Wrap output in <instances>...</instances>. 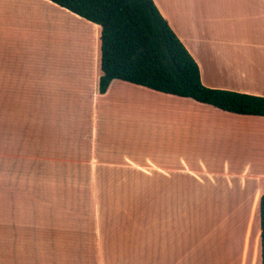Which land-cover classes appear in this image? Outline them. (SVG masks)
<instances>
[{"label": "crops", "instance_id": "0c3cea01", "mask_svg": "<svg viewBox=\"0 0 264 264\" xmlns=\"http://www.w3.org/2000/svg\"><path fill=\"white\" fill-rule=\"evenodd\" d=\"M153 1L199 65L206 87L264 97V0ZM62 11L67 10L48 0H0V108L5 112L2 154L21 159L35 156L24 148L27 141L23 107L27 105L24 102L47 97L45 87L57 79L56 64L44 59L50 23L55 22L50 15L65 16ZM94 26L100 36L99 26ZM99 53L98 45V62L92 71L96 91L89 103L94 124L91 135L94 137L99 127L102 140L112 143L113 148L103 146V153L110 151L112 159L100 160L93 145L92 154L85 159L86 165L94 166L92 175L96 176L101 167L110 176L100 179L117 181L123 189L144 190V182L153 181L150 176L158 174L164 198L171 192L182 198L185 181L191 182L197 202L200 196L208 197L212 192L218 227L226 229L223 244L232 248L228 251L234 256L242 241L247 245L244 257L236 256L237 260H230L225 250L222 264H262L261 230L260 241L258 237L254 241L248 227L240 230L242 223H260L264 118L229 114L121 81H113L108 91L100 94ZM168 97L192 101L204 108L185 109ZM154 125H159L160 165L147 164L146 155L136 158V153L130 152L137 141L152 138L149 132ZM19 126H23V135ZM72 150L77 152V144ZM55 155L53 151L51 156ZM144 157L145 162L140 161ZM209 181L212 185L207 184ZM241 214L246 216L242 218ZM235 222H241L240 226ZM212 228L217 229L214 221ZM162 244L166 245L165 251L112 253L100 259L110 261L103 264H205L203 254L179 253L175 251L176 242L168 239Z\"/></svg>", "mask_w": 264, "mask_h": 264}, {"label": "rangeland", "instance_id": "374dc122", "mask_svg": "<svg viewBox=\"0 0 264 264\" xmlns=\"http://www.w3.org/2000/svg\"><path fill=\"white\" fill-rule=\"evenodd\" d=\"M62 13L66 15H50L55 22L50 23L44 59L56 64L57 79L45 87L47 97L24 102V148L33 151V158L2 154L5 112L0 108V264L110 263L100 258L112 253L165 251L162 243L167 239L176 242L179 253L203 254L205 264H222L224 248L234 256L223 244L226 229L218 227L212 192L197 202L191 182L185 181L182 198L176 192L164 198L158 174L150 176L153 181L144 182V190L123 189L117 181L100 179L110 176L101 167L92 175L94 166L86 165L85 159L92 154L93 145L100 160L112 159L110 151L103 153V146L113 148L102 140L98 126V133L91 135L94 124L89 103L96 91L92 71L98 62L99 36L92 23L69 11ZM168 98L185 109L204 108ZM151 128L152 138L137 141L130 152L136 158L146 155L147 164L160 165L159 125ZM18 131L23 135V126ZM75 144L76 153L72 150ZM53 151L57 155L51 156ZM54 157L59 160H52ZM213 221L217 229L212 228ZM255 223L250 227L242 223L238 231L248 227L254 241L255 237L260 241V223ZM238 247L242 252L237 249L235 254L242 258L247 245L242 241Z\"/></svg>", "mask_w": 264, "mask_h": 264}, {"label": "trees", "instance_id": "16d2710c", "mask_svg": "<svg viewBox=\"0 0 264 264\" xmlns=\"http://www.w3.org/2000/svg\"><path fill=\"white\" fill-rule=\"evenodd\" d=\"M48 1L99 26L100 94L113 81H121L229 114L264 118V97L203 84L199 65L153 0ZM260 230L264 264V195Z\"/></svg>", "mask_w": 264, "mask_h": 264}, {"label": "bare ground", "instance_id": "6f19581e", "mask_svg": "<svg viewBox=\"0 0 264 264\" xmlns=\"http://www.w3.org/2000/svg\"><path fill=\"white\" fill-rule=\"evenodd\" d=\"M73 27V26H72ZM75 27H77V26H75ZM71 29V28H70ZM72 29H74V27L72 28ZM77 29V28H76ZM78 30H79V28H78ZM76 32V31H75ZM77 32H79V31H77ZM73 34H75L74 33V31H73ZM88 36H89V33L87 34ZM65 37V36H64ZM62 38V37H61ZM227 243H229V241L227 242ZM226 243V244H227ZM227 245H229V244H227ZM226 246V245H225ZM225 249V248H224ZM232 249V248H231ZM226 250V249H225ZM227 251V250H226ZM226 251H224V253H226ZM239 251H241V249L239 250ZM242 252V251H241ZM225 255V254H224ZM226 255H227V253H226ZM239 254H235V256H238ZM234 256V257H235ZM227 258V257H226ZM225 262H226V260H225ZM228 263H229V261H228ZM225 264H227V262L225 263Z\"/></svg>", "mask_w": 264, "mask_h": 264}]
</instances>
